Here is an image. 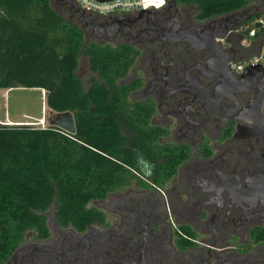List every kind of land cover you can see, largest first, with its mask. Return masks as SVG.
I'll return each mask as SVG.
<instances>
[{"label":"flooded vegetation","instance_id":"flooded-vegetation-1","mask_svg":"<svg viewBox=\"0 0 264 264\" xmlns=\"http://www.w3.org/2000/svg\"><path fill=\"white\" fill-rule=\"evenodd\" d=\"M72 16L67 2H57ZM156 26L168 32L175 22L172 35L180 29L191 31L196 38L203 29L210 28L233 77L240 82V73L230 69L229 63L251 53L241 45L245 23L243 18L228 13L209 19H197L194 9L187 5L175 7L165 0L159 9L148 10ZM139 12L116 13L102 19H91L98 26L120 20L124 25L138 17ZM110 34L104 27L93 31L82 27L86 41L101 45H127L136 54L121 84L133 82L137 88L128 99L131 103L150 104L154 108L149 124L168 131L160 136V145L168 142L185 152L175 173L169 174L162 185H155L154 166L168 161L160 155L155 162L146 159L133 144L129 127L116 115L118 130L126 134L135 156L136 168L142 184L130 185L93 198L90 206L97 213L78 229L71 224L49 225V234L39 237L30 232L0 264H264V191L257 193L255 205L227 190L230 186L245 193L247 187L263 178L262 162L264 137L238 136L237 124L248 121V111L257 89L263 84L259 71L242 90H228L236 102L227 118L223 111L212 109L202 99H195V91L180 84H191L200 92L214 97V87L221 80L219 61L209 47V34L201 47H194L186 34L170 41L160 28L151 25L148 12L124 29L113 22ZM87 73L86 59L81 63ZM167 87H166V85ZM190 104V105H189ZM189 105V106H188ZM225 94L217 107L233 106ZM96 120L102 116L94 112ZM264 123V100L261 108ZM122 135V134H121ZM123 137V136H122ZM171 162H174L171 159ZM149 185V186H148ZM50 211V210H49ZM46 213L49 215L50 212Z\"/></svg>","mask_w":264,"mask_h":264},{"label":"trees","instance_id":"trees-1","mask_svg":"<svg viewBox=\"0 0 264 264\" xmlns=\"http://www.w3.org/2000/svg\"><path fill=\"white\" fill-rule=\"evenodd\" d=\"M264 0H176L194 9L197 19L240 11ZM56 0H0V89L12 86L45 90L44 104L53 112L73 113L76 132L26 123L0 124V259L25 236L49 234L46 213L56 202L62 225L82 229L97 213L90 201L132 182L142 184L132 150L122 146L115 116L126 121L133 144L155 162V185L175 173L185 152L158 138L168 131L149 120L150 104L131 103L137 88L121 84L135 60L127 45H101L86 41L76 19H69ZM263 19L264 8L245 20L249 28ZM246 29L243 34L248 33ZM264 34L258 26L257 34ZM86 59L85 80L77 70ZM97 111L101 117H94ZM171 159L174 162H171ZM149 186V185H148Z\"/></svg>","mask_w":264,"mask_h":264},{"label":"water","instance_id":"water-1","mask_svg":"<svg viewBox=\"0 0 264 264\" xmlns=\"http://www.w3.org/2000/svg\"><path fill=\"white\" fill-rule=\"evenodd\" d=\"M56 2H67L68 5V10L72 16L78 15V18L82 21V27H86L88 29H92L93 31L95 30H100L101 27H104L105 25V31L107 33H112L114 31L113 27V22L118 21L119 24L124 28L127 29L131 27L134 21L138 20L139 18L143 17V12L147 11L148 12V18L152 26L160 28L162 30V33L166 36V38L170 41L176 40L178 37H180L183 34H186V37L188 38L189 42L192 44V46L198 48L201 47L205 44L207 35L209 34V47L214 56L217 58L220 64L221 68V80L219 83L216 84L214 87V97L211 96L207 92H200L196 87H194L191 84H180L177 87L170 88V89H176L180 87H189L193 89L196 93L193 98V100L190 102V104L197 98L204 100L208 105L212 107V109L216 111H223V116L227 118L231 117H239L242 112L245 110L246 107H243L237 115L234 116H226L228 113H233L234 110L237 107V102L234 98V96L228 92V90H242L246 88L249 83L253 80L255 74L259 71H262L264 74V67L260 65L259 63L256 64H250L245 69L240 73V82H237V80L233 77L231 74L230 70L227 67V62L222 54V52L219 50V48L216 45L215 42V34L220 33V32H214L210 28H205L203 29L200 33L198 32L199 36L196 38V36L189 30L183 28L178 31L174 35H172L173 30L175 29V22L173 19H171V22H173V26L170 31L166 32L165 28L163 25L156 26L153 21L151 20V14L149 13V9H141L139 11L138 17H134L132 20L129 21V25H124L120 20H113L111 24L109 25L111 30L108 29L107 25L104 23L103 25H97L94 23L88 14H86L83 9L76 7L75 3L73 0H56ZM171 3L177 7L176 0H171ZM257 7H255V10H252L251 7L244 8L240 11H235L232 14L237 15L240 18H243L244 20H247L251 18L256 12H257ZM260 22L255 23V26L258 27L260 26ZM215 37L217 38H224L225 34L222 35H216ZM247 54L246 56H248ZM244 56V57H246ZM243 57V58H244ZM166 85V84H165ZM167 87V85H166ZM168 88V87H167ZM222 94L228 95L233 101L234 105L233 106H222L221 108L217 107V102L221 99ZM46 95V94H45ZM264 100V81L263 84L257 89L254 102L250 106H247L249 109L248 111V121H245L244 124H237L236 130L238 133L239 137L246 138L254 135H259L264 137V123L261 118V108ZM189 104V105H190ZM188 105V106H189ZM53 112L52 110H50ZM6 123V122H5ZM2 124V122H0ZM11 124V123H8ZM48 125L56 127L58 129H61L62 131L68 133V134H75L76 132V127H75V121H74V116L73 113L69 110L66 111H59V112H54V114L51 116V118L48 121ZM262 172H263V178L260 180L256 181L249 187H247L245 193H240L232 189L230 186L225 185L227 190L233 194H236L246 200L247 202L255 205L256 202V196L257 193L264 191V154H263V162H262ZM56 202L54 201L52 204V207L50 209L49 215H47V218L50 220L49 225L51 227L53 225H57V218H56ZM143 249L141 250V259L144 262V264H147L144 259H143ZM232 264V263H229Z\"/></svg>","mask_w":264,"mask_h":264},{"label":"built area","instance_id":"built-area-1","mask_svg":"<svg viewBox=\"0 0 264 264\" xmlns=\"http://www.w3.org/2000/svg\"><path fill=\"white\" fill-rule=\"evenodd\" d=\"M76 7L90 16V19H102L116 13H138L141 9H159L164 5L165 0H73ZM260 22L264 26L263 19H255L252 21L253 27L249 28V24H244L239 30L244 32L248 29L247 34H243L241 45L251 50V53L237 61H231L229 67L232 71L241 73L245 67L250 64L259 63L264 67V34L256 35L257 28L255 23ZM34 125V124H33ZM44 127L43 119H39L36 124Z\"/></svg>","mask_w":264,"mask_h":264},{"label":"rangeland","instance_id":"rangeland-1","mask_svg":"<svg viewBox=\"0 0 264 264\" xmlns=\"http://www.w3.org/2000/svg\"><path fill=\"white\" fill-rule=\"evenodd\" d=\"M57 8L62 9L63 5L55 3ZM255 7L259 10L264 8V1L260 4L256 3ZM67 15L66 11H63ZM82 65L78 68L77 73L85 80L87 74ZM45 90L41 88H29L23 86H12L6 89H0V121L6 123H26L36 125L39 119H43L44 126L48 125V121L54 112L44 104ZM37 126V125H36ZM123 136V145L128 148L130 143L126 134L121 132Z\"/></svg>","mask_w":264,"mask_h":264},{"label":"crops","instance_id":"crops-1","mask_svg":"<svg viewBox=\"0 0 264 264\" xmlns=\"http://www.w3.org/2000/svg\"><path fill=\"white\" fill-rule=\"evenodd\" d=\"M1 122V121H0ZM2 123H4V122H2ZM9 123H11V122H9Z\"/></svg>","mask_w":264,"mask_h":264},{"label":"bare ground","instance_id":"bare-ground-1","mask_svg":"<svg viewBox=\"0 0 264 264\" xmlns=\"http://www.w3.org/2000/svg\"><path fill=\"white\" fill-rule=\"evenodd\" d=\"M44 97H45V94H44Z\"/></svg>","mask_w":264,"mask_h":264}]
</instances>
